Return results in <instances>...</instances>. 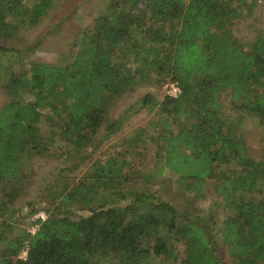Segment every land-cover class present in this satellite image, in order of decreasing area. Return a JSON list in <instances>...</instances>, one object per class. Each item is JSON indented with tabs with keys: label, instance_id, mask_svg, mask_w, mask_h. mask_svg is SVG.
Returning a JSON list of instances; mask_svg holds the SVG:
<instances>
[{
	"label": "trees",
	"instance_id": "1",
	"mask_svg": "<svg viewBox=\"0 0 264 264\" xmlns=\"http://www.w3.org/2000/svg\"><path fill=\"white\" fill-rule=\"evenodd\" d=\"M55 1L0 0V38L13 23L37 25ZM254 8V0H114L78 33L65 62L30 61L28 76L10 71L7 82L0 63L1 87L32 96L0 108V212L13 214L33 159L55 148L75 157L94 137L106 140L120 127L109 114L115 100L155 77L177 82L180 94L146 93L123 114L161 113L152 135L161 150L157 174L168 168L201 195L215 180L229 211L213 233L205 216L130 189L128 163L109 156L52 196L59 207L78 203L88 214L51 209L35 231L17 235L2 220L0 264H155L161 255L182 264H264V150L259 159L249 155L237 133L241 120L221 98L227 92L235 112L264 118V31L246 49L233 30ZM2 52L16 50L0 42V59ZM144 131H134L133 146Z\"/></svg>",
	"mask_w": 264,
	"mask_h": 264
},
{
	"label": "rangeland",
	"instance_id": "2",
	"mask_svg": "<svg viewBox=\"0 0 264 264\" xmlns=\"http://www.w3.org/2000/svg\"><path fill=\"white\" fill-rule=\"evenodd\" d=\"M113 1L56 0L37 25L30 27L18 22L7 26L6 29L9 31L1 34L0 42L8 48H14L16 52H2L0 63L2 70L5 71L4 81H8L10 71H14L16 76L24 74L28 76L30 61L65 62L67 56L73 52L71 43L78 33L91 27L96 18L109 10ZM254 1L253 14L243 15L233 25L235 36L241 40L246 49L252 45L257 32L264 31V0ZM169 82V78L164 80L159 77L151 78L148 83L141 84L132 93L118 97L109 114L111 120L119 121L120 127L106 140L102 139L103 134L94 137L88 147L73 153L75 157H68L64 152L61 154V151H64L63 148H55L33 159L30 162L31 168L27 181L23 183L22 190L11 202L10 208L13 214L7 211L0 212V224L2 220L9 221L13 227L9 226L8 233L17 235L23 228L35 231L36 219L41 217V213L47 216L48 210L51 209L59 208L58 211L63 214L71 213L73 217L88 214L89 211L83 209L78 203H72L69 208L68 206L59 207L58 200H54L52 196L63 187V182L68 177L78 179L85 175L94 160L103 161L109 156H114L128 163L123 168V172L131 179L127 183L130 189L146 190L156 199L170 202L182 213L189 212L192 216H205L211 232L218 233L219 225L229 211L222 206L221 198L216 194L215 180H210L206 193L201 195L185 190L180 183V177L168 168H165L160 175L157 174L156 160L161 150L153 137L156 134V124L161 113L153 114L143 109L123 114L146 93L162 100L167 95L165 86ZM18 91V94L14 96L5 91L0 84V108L12 97L25 100L32 97L22 90ZM221 98L226 113L241 120L237 133L243 138L249 155L255 159L261 158L264 150V118L235 112L230 107L227 92H224ZM39 123L38 126L45 128L49 126L44 121ZM139 128L145 129L144 135L138 144L133 146L134 131ZM3 205L4 200L0 199V206ZM4 246H6L5 243L0 242V253ZM26 253V250H22L21 256H25ZM153 262L182 264L181 260L165 255L156 256Z\"/></svg>",
	"mask_w": 264,
	"mask_h": 264
},
{
	"label": "built area",
	"instance_id": "3",
	"mask_svg": "<svg viewBox=\"0 0 264 264\" xmlns=\"http://www.w3.org/2000/svg\"><path fill=\"white\" fill-rule=\"evenodd\" d=\"M165 87L166 94L170 97H177L181 92L179 85L177 84V82L174 81L167 83ZM41 217L45 218L46 216L44 213H41Z\"/></svg>",
	"mask_w": 264,
	"mask_h": 264
},
{
	"label": "bare ground",
	"instance_id": "4",
	"mask_svg": "<svg viewBox=\"0 0 264 264\" xmlns=\"http://www.w3.org/2000/svg\"><path fill=\"white\" fill-rule=\"evenodd\" d=\"M170 82H171V80H170ZM175 82V81H174Z\"/></svg>",
	"mask_w": 264,
	"mask_h": 264
}]
</instances>
